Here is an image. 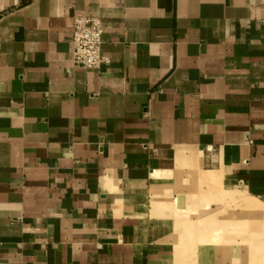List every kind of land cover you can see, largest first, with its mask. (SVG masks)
I'll use <instances>...</instances> for the list:
<instances>
[{
  "label": "crops",
  "instance_id": "obj_1",
  "mask_svg": "<svg viewBox=\"0 0 264 264\" xmlns=\"http://www.w3.org/2000/svg\"><path fill=\"white\" fill-rule=\"evenodd\" d=\"M261 200L264 0H0V264H264Z\"/></svg>",
  "mask_w": 264,
  "mask_h": 264
},
{
  "label": "built area",
  "instance_id": "obj_2",
  "mask_svg": "<svg viewBox=\"0 0 264 264\" xmlns=\"http://www.w3.org/2000/svg\"><path fill=\"white\" fill-rule=\"evenodd\" d=\"M104 30L95 18H76L72 37L73 61L78 68L100 69L109 64L102 56Z\"/></svg>",
  "mask_w": 264,
  "mask_h": 264
},
{
  "label": "rangeland",
  "instance_id": "obj_3",
  "mask_svg": "<svg viewBox=\"0 0 264 264\" xmlns=\"http://www.w3.org/2000/svg\"><path fill=\"white\" fill-rule=\"evenodd\" d=\"M240 194H242V193H240ZM260 203H261L262 211H264V200H261Z\"/></svg>",
  "mask_w": 264,
  "mask_h": 264
}]
</instances>
